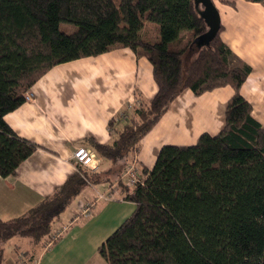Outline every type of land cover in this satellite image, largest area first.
<instances>
[{
  "label": "trees",
  "instance_id": "obj_1",
  "mask_svg": "<svg viewBox=\"0 0 264 264\" xmlns=\"http://www.w3.org/2000/svg\"><path fill=\"white\" fill-rule=\"evenodd\" d=\"M200 10L193 0H0L1 176L14 175L39 147L17 135L3 116L25 101L53 65L129 47L148 59L157 86L148 101L136 94L138 104L128 103L109 120V143L86 138V147L107 167L92 172L77 164L24 213L0 218V264L6 241L28 238L45 247L55 222L83 187L115 178L135 208L97 248L108 264L261 263L264 127L239 91L251 67L232 63L221 24L209 42L197 40L207 30ZM61 22L74 29L61 30ZM224 85L233 93L218 133H202L190 145L161 146L153 166L141 167L134 187L123 183L129 154L182 90L201 94Z\"/></svg>",
  "mask_w": 264,
  "mask_h": 264
},
{
  "label": "crops",
  "instance_id": "obj_2",
  "mask_svg": "<svg viewBox=\"0 0 264 264\" xmlns=\"http://www.w3.org/2000/svg\"><path fill=\"white\" fill-rule=\"evenodd\" d=\"M213 2L219 11L221 39L234 56L232 63L251 67L239 91L251 104L252 116L264 127V3ZM156 89L150 62L129 47H115L48 69L27 91L30 97L3 116L17 135L39 147L19 164L14 175H0V218L18 216L52 193L76 170L75 146H89L87 137L109 143L113 136L109 120L132 103L136 94L148 101ZM232 93L230 85L201 94L182 90L129 159L151 168L161 146L190 145L202 133H218ZM102 163V167L109 165ZM85 200L92 210L79 216L78 206ZM134 208L135 203L124 199L115 182L87 184L60 215L56 227L63 219L70 218L69 223L39 250L32 264H108L97 248Z\"/></svg>",
  "mask_w": 264,
  "mask_h": 264
},
{
  "label": "rangeland",
  "instance_id": "obj_3",
  "mask_svg": "<svg viewBox=\"0 0 264 264\" xmlns=\"http://www.w3.org/2000/svg\"><path fill=\"white\" fill-rule=\"evenodd\" d=\"M115 1H118V0H115ZM59 26H60L61 30L67 31V32H69V31L74 29V25L73 24L66 23V22H61ZM133 103H132L133 106L138 104L137 102L135 103V101ZM95 155H96V153H95ZM97 159L99 161V166L95 170H93V169H91L89 167H86V166H83V168H87L89 171H92V172H101L100 170L102 168V164L104 165V163L100 164V159L98 158V156H97ZM74 162H75V165L78 164L75 160H74ZM118 165H119V163H117L115 166H113L112 169H115L116 167H118ZM129 166L134 167V169L136 170V173H139V174H140V171H141V166L136 162V160H131L129 163L126 164V166L123 169V172L121 174V177H123L122 181H123V183L125 185L130 186L132 188V187H134V183H132V181H131L132 172L131 171H127V174H123L124 171ZM114 178H115V176L112 175L111 179H114ZM114 182L116 183L117 186H119V188H121V186H120L121 184H120L119 181L116 180V178L114 179ZM128 183H131L132 185L128 184ZM87 202H88V200H85V205H88ZM81 206H82V204L80 206H78V207L81 208ZM92 207L93 206H91V210H92ZM80 208L77 210L78 213L81 211ZM91 210H90V212H91ZM90 212L85 214V216L90 214ZM78 215L80 216V214H78ZM69 221H70V218H67L66 220L63 219V222L65 224H68ZM56 222H55V224L53 226V228H54L53 232L49 235L50 242L54 238V235L58 234L61 230L64 229V227H66L64 225V223H62L60 226L56 227L57 226ZM50 242H48V243H50ZM44 245L40 244V243L32 245L28 238L21 239L20 237H13V238L9 239L8 241H6V243L3 245L4 254H5V260H4L3 264H32V261L34 260V257L37 255V253L39 252L40 249L44 248Z\"/></svg>",
  "mask_w": 264,
  "mask_h": 264
},
{
  "label": "built area",
  "instance_id": "obj_4",
  "mask_svg": "<svg viewBox=\"0 0 264 264\" xmlns=\"http://www.w3.org/2000/svg\"><path fill=\"white\" fill-rule=\"evenodd\" d=\"M29 97H30V93L26 92V94H25V100H27ZM72 158L78 164H81L83 166L89 167V168H91L93 170H95L99 166V161L97 159V156L93 152V150L90 149L89 147H86V146H83V145H77V146H75V148H74V150L72 152ZM127 171H131L132 172V175H131V181H132V183L135 184V182H138V176H137L138 173H136V170L134 169V167L129 166L124 171L123 174H127ZM128 184H131V183H128ZM80 209H81V211L79 212L80 216H83V215L85 216V214H87V213L90 212V210H91V204H88V205L82 204V206H81ZM57 235L58 234L54 235V238Z\"/></svg>",
  "mask_w": 264,
  "mask_h": 264
},
{
  "label": "water",
  "instance_id": "obj_5",
  "mask_svg": "<svg viewBox=\"0 0 264 264\" xmlns=\"http://www.w3.org/2000/svg\"><path fill=\"white\" fill-rule=\"evenodd\" d=\"M196 6H201V16L204 19L207 30L205 33L197 37L201 43L209 42L217 33L220 26L219 11L215 6L213 0H193ZM264 264V247L262 253L261 263Z\"/></svg>",
  "mask_w": 264,
  "mask_h": 264
}]
</instances>
